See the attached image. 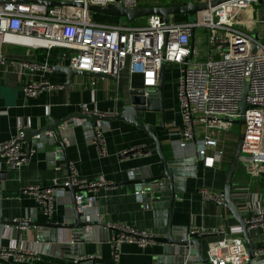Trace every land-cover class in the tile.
I'll use <instances>...</instances> for the list:
<instances>
[{
	"label": "crops",
	"instance_id": "crops-1",
	"mask_svg": "<svg viewBox=\"0 0 264 264\" xmlns=\"http://www.w3.org/2000/svg\"><path fill=\"white\" fill-rule=\"evenodd\" d=\"M153 1H156L153 5H161L173 0ZM173 20L183 22L189 19ZM117 21L119 19L115 22ZM63 53L66 51L61 48L47 50L40 47L27 50L13 45L6 48L2 46V55L19 61L0 62V143L12 139L22 130L24 134L22 149L28 151L32 147L36 148V151L31 155L28 163L19 168H9L0 158V173L2 172L4 176L0 189V246L7 249L15 247L30 249L41 255L39 259L25 262L0 258V264L73 263L74 260L68 252L73 253L75 249L68 251L61 247L63 240L70 242L72 232L66 231L63 237H58V241L53 243L47 241L50 236L48 230L44 237H41L43 240L38 241L36 227L33 224L43 223L47 219L36 200L21 193V190L28 185L48 187L55 183L64 184L69 175L67 161L81 177L101 178L111 183L110 186L98 188L95 192V200L91 204L77 203L69 192L63 191L56 200L55 213L50 220L54 223H64L70 218L74 220L71 203L75 201L79 208L81 205V209L85 210V215L91 220L107 224L105 229L107 241H99L101 232L98 229L96 231L91 229L90 232L85 229L81 236L86 240L84 243L86 256L92 257L98 252V263L165 264L155 261V258L161 254V244L155 241L143 248L134 243H122L117 251L118 259H114L113 242L117 232L110 228L109 224L118 223L138 230H146L153 233L156 238L166 235L169 221L176 228L187 227L190 232L193 228L227 231L232 226H239L228 208L215 202L205 201L199 192L203 186L215 192H224L227 172L239 132H234L231 138L228 133L223 143L207 150L206 155L209 157L220 153V161L214 166L205 164L197 154L195 146L181 148L171 144L172 139L177 138L172 133L182 130L177 96L179 73L176 64L165 66L162 91L165 123L163 129H158L155 133L165 158L182 161L178 166V173L185 176L183 179L185 190L176 194L172 212H169L168 201L165 206V201L161 200V196L157 197L156 193L154 197L159 199L153 201L154 193L150 192L144 182L149 174L154 176L162 172L161 159L154 141L145 130L122 119H113L105 123L103 129L105 154L99 155L97 146L93 142V132L89 127L91 123L79 124V121L78 124H74L77 117L86 113L82 112L83 104H86L88 111L108 116L121 114L125 107L131 104L130 92L143 90L139 74H130L126 70L120 73L117 80L78 75L71 79L69 85H62V88L42 91L34 97L25 96L23 87L29 81L47 79L53 84L61 85L67 77L48 67V69L35 67L30 70L24 66V63L55 66L58 62L57 57ZM60 64L69 66V59L62 58ZM172 65H176L177 69H172ZM172 79L175 80L174 83ZM70 120H72L71 125H69ZM142 122L158 126L160 114L145 112ZM48 125H56L57 129L63 132V137L60 138L64 144L63 151L55 144L39 141L37 132ZM138 146H145L147 153L142 156L120 155L122 151ZM190 160L192 161L189 163ZM250 170L248 163L238 159L231 181L232 193L234 189L245 188L247 190L245 202L256 209L264 208V171L255 174ZM137 186L145 190L142 201H138L134 196ZM148 194L150 203L145 201ZM1 220H10L13 223L3 224ZM15 220L20 223H14ZM24 221L31 225L22 224ZM260 234L258 231L249 234L255 247L259 245ZM218 239L219 236L213 234L200 241L204 256L208 248Z\"/></svg>",
	"mask_w": 264,
	"mask_h": 264
},
{
	"label": "built area",
	"instance_id": "built-area-1",
	"mask_svg": "<svg viewBox=\"0 0 264 264\" xmlns=\"http://www.w3.org/2000/svg\"><path fill=\"white\" fill-rule=\"evenodd\" d=\"M9 1L0 3V45L13 43L8 38L11 36L22 38L27 43L34 42L47 50L61 48L69 52V66L74 69L117 79L126 70L130 74H139L146 93L157 88L163 65L176 64L182 130L172 133L177 138L174 137L171 144L181 148L195 146L207 166L220 161V153L209 157L206 152L223 143L234 125L231 121L240 118V101L247 83L245 101L249 107L244 112L245 130L239 160L248 163L252 173L264 171V42L258 34V39L252 35L253 30L257 32V10L264 12V0H229L198 13L193 21L170 19L166 22L163 17L152 15L137 20L135 24L124 19L114 23L93 21L91 14L84 9L48 8L36 3L25 4L24 0ZM58 1L99 6L119 1L126 7H135L145 0ZM197 28H203L204 35L196 33ZM192 33L193 47L190 42ZM200 45L204 46L203 53L198 49ZM24 66L30 70L38 67L31 62H25ZM42 68L48 69L46 65ZM59 88L62 85L42 79L27 82L23 92L25 96L34 97L42 91ZM81 109L86 113L92 112L88 111L86 104L81 105ZM78 122L76 119L75 124ZM93 142L99 155H104L105 140L100 127L93 129ZM22 144V130L12 139L0 143V158L9 168L25 165L36 151L32 147L25 151ZM146 153L145 146H138L126 149L120 155L142 156ZM68 168V180L62 185H28L21 190L23 195L36 200L47 220L54 216L56 200L63 193L64 186L71 185L77 189L74 197L77 203L91 204L98 188L111 185L101 178L81 177L70 163ZM199 192L205 201L224 202V192H215L205 186ZM144 194L142 187L135 188L134 196L138 201H142ZM232 198L243 215L248 233H261L254 256L264 257V208L256 209L245 202V188L234 189ZM109 227L117 232L113 242L116 260L122 243H134L143 248L153 242L154 234L149 231L118 223L109 224ZM191 232L219 236L205 254L209 264H246L250 259L240 225L227 231L193 228ZM40 255L30 249L0 246V258L4 260L12 258L13 262H25L39 259Z\"/></svg>",
	"mask_w": 264,
	"mask_h": 264
},
{
	"label": "water",
	"instance_id": "water-1",
	"mask_svg": "<svg viewBox=\"0 0 264 264\" xmlns=\"http://www.w3.org/2000/svg\"><path fill=\"white\" fill-rule=\"evenodd\" d=\"M229 0H211L210 2H200L199 0H189L187 2H174L171 1L168 4L161 5H138L135 7H126L121 2L117 1L113 4H108L106 6L99 5H84L81 3H76L72 1H58V0H24L23 3L31 4L36 3L43 5L45 7L52 6H65L75 9H84L89 13L100 14L110 17H116L120 19H124L127 23L134 24L137 20L157 15L163 17V19L168 22L174 15L178 14H186L189 17H192L194 20L197 17V14L207 10L209 7H214L220 3L226 2ZM9 0H0V3H8ZM259 6H255L258 8ZM252 35L258 39L256 30L252 31ZM262 42H264V37L260 38ZM191 46L194 45V34H191ZM252 53H255L252 50ZM69 56V52L61 54L57 57V64L55 66H47L49 69H53L55 71L61 72L66 75V81L61 85H69L71 79L74 76H90V77H105L113 80H117L116 77L106 75V74H96L83 70L74 69L70 66H62L60 64L61 59H67ZM19 61L16 58H10L8 56L0 55V62H17ZM164 70L165 66L163 65L160 69L158 76V86L154 90H150L149 92H145L144 90L131 91V104L123 110L121 114L118 116H108L105 114H100L97 112L90 113H82L81 116L77 117L81 118V124H89L90 129L93 132V129L98 125L102 130L104 129L105 123L113 119H122L130 124H133L137 128L143 129L147 132V134L154 141L156 151L161 159L162 163V172L157 175L149 174L144 182L146 183L150 192L154 193L152 196H155V193L158 196H161V200L166 202L169 208V212H172L173 202L176 199V194L181 193L185 190V182L184 175L178 173V166L180 165L178 159L168 160L165 158L161 144L156 137L155 133L158 129H163L165 123V114L163 107V84H164ZM247 93V83L244 84L241 101H240V118L238 120L231 121L232 124L238 125L240 128L244 126V112L249 107L245 101ZM145 112H157L160 114V123L158 126H153L150 124H145L142 122V118L144 117ZM72 120L69 121V125H71ZM96 123V124H95ZM40 142H50L51 144L57 145L62 151L64 148V144L61 142L60 138L63 137V132L57 129L55 125H48L46 127L40 128L37 132ZM24 136V134H23ZM243 135L239 129V135L236 142L234 154L231 158L230 165L227 172V180L224 186V202L221 203L222 206L228 208L242 230V237L245 240L246 245L248 246L249 251V261L246 264H264V257L255 258L254 249L255 246L252 243L249 233L247 230V225L245 224L243 217L232 198V187L231 181L236 170L239 153L242 145ZM66 158V156H64ZM192 160L189 161V163ZM68 161L66 165L68 166ZM3 173H0V189L3 185L4 176ZM64 191L69 192L71 198H74L77 189L71 185L64 186ZM151 195V194H150ZM159 198L154 197L153 201L158 200ZM145 201L150 203L149 194L146 196ZM72 210L74 212V220L72 218L66 219L64 223H54L50 220H46L40 224H33L36 227L37 231V240H43L46 231L50 230V236L48 238V242L56 243L58 241V237H63L64 233L68 230L72 232V239L70 242H61V247L64 250L70 251L71 249H75V252H68L69 255L75 262V264H102L98 263V252L96 255L92 257H87L84 250V243L86 240L81 238L82 234L87 229L88 232L92 230L96 231L97 229L101 232V237L99 239L100 242L107 241L105 238L107 229V224L104 222L90 219V217L85 215V210L80 209L76 202L71 203ZM81 206V205H79ZM1 223L11 224L10 220H1ZM18 223V222H14ZM24 225H31L29 222H22ZM83 231V232H82ZM89 235V234H88ZM210 234H200L197 232H190L187 227H179L176 228L171 224V221L168 222L167 233L164 237H154L153 242H157L161 244V254L155 258V261L159 263L165 264H209L207 258L202 253L201 240L210 237ZM63 239V238H62ZM72 247V248H71Z\"/></svg>",
	"mask_w": 264,
	"mask_h": 264
},
{
	"label": "rangeland",
	"instance_id": "rangeland-1",
	"mask_svg": "<svg viewBox=\"0 0 264 264\" xmlns=\"http://www.w3.org/2000/svg\"><path fill=\"white\" fill-rule=\"evenodd\" d=\"M200 2H203L204 0H199ZM150 2H156V1H153L151 0ZM91 14V17L90 19L93 20V21H97V22H104V23H114L116 21V17H103V16H95L94 17V13H90ZM116 18V19H115ZM186 18H188L189 20H194L192 17H189L188 15L186 14H178V15H174L171 20L174 21L173 19L177 20V21H183V20H186ZM255 18L257 19L258 23H257V34L259 37H263V34H264V12L262 10H257V13L255 15ZM137 22V21H136ZM135 22V23H136ZM134 23V24H135ZM196 33H202L204 35V30L203 28H197L196 29ZM10 45H13V46H16L17 48H22L24 47V49H27V50H31L33 48H40V46H36V45H32V43H27V42H24V43H17V42H13V43H4L3 45H0V52L2 50V46L3 48H6V47H9ZM198 49L201 53L204 52V46L203 45H200L198 46ZM2 55V54H1ZM36 66L38 67H43L44 65H37L35 64ZM176 66V65H175ZM175 66L172 65V69H177ZM84 71V70H83ZM173 80V79H172ZM175 80H173L172 83H174ZM144 90V89H143ZM82 112H84L82 110ZM78 119V118H77ZM81 121V120H79ZM74 124H75V121H74ZM80 124V122H79ZM97 127H99L97 125ZM239 129H240V132L242 133V135L244 134V130H245V126H242L241 128L238 126V125H233L230 132H229V136L231 138V136H233V133L234 132H239ZM103 131V130H102ZM103 134H104V131H103Z\"/></svg>",
	"mask_w": 264,
	"mask_h": 264
},
{
	"label": "trees",
	"instance_id": "trees-1",
	"mask_svg": "<svg viewBox=\"0 0 264 264\" xmlns=\"http://www.w3.org/2000/svg\"><path fill=\"white\" fill-rule=\"evenodd\" d=\"M142 5H153V3L150 2V1L148 2V0H145V1L142 2ZM93 15H94V17H95V16H97V17H99V16H100V17H101V16H103V17H110V16H105V15H100V14H93ZM115 19H116V18H115ZM117 19H120V18H117Z\"/></svg>",
	"mask_w": 264,
	"mask_h": 264
},
{
	"label": "bare ground",
	"instance_id": "bare-ground-1",
	"mask_svg": "<svg viewBox=\"0 0 264 264\" xmlns=\"http://www.w3.org/2000/svg\"><path fill=\"white\" fill-rule=\"evenodd\" d=\"M8 38H10V40H13V42H20V43L25 42L22 38H16V37H11V36H9ZM32 45H36V44L33 42Z\"/></svg>",
	"mask_w": 264,
	"mask_h": 264
},
{
	"label": "flooded vegetation",
	"instance_id": "flooded-vegetation-1",
	"mask_svg": "<svg viewBox=\"0 0 264 264\" xmlns=\"http://www.w3.org/2000/svg\"><path fill=\"white\" fill-rule=\"evenodd\" d=\"M174 2L180 1V2H187L189 0H173Z\"/></svg>",
	"mask_w": 264,
	"mask_h": 264
}]
</instances>
